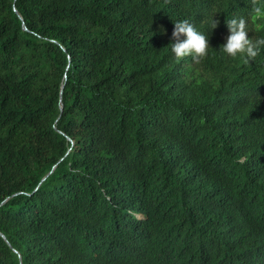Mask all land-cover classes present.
Masks as SVG:
<instances>
[{"label": "trees", "instance_id": "obj_1", "mask_svg": "<svg viewBox=\"0 0 264 264\" xmlns=\"http://www.w3.org/2000/svg\"><path fill=\"white\" fill-rule=\"evenodd\" d=\"M250 8L0 0V264H264V50L219 49Z\"/></svg>", "mask_w": 264, "mask_h": 264}, {"label": "clouds", "instance_id": "obj_2", "mask_svg": "<svg viewBox=\"0 0 264 264\" xmlns=\"http://www.w3.org/2000/svg\"><path fill=\"white\" fill-rule=\"evenodd\" d=\"M258 19H264V0H251L247 18L240 15L227 19L229 34L219 49L231 57L256 58L264 50V35L250 37L249 31L253 28L249 26V22ZM217 24L218 20L211 17L210 28H215ZM256 31H264V28L257 27ZM172 37L174 42L171 43V52L176 58L191 56L193 59H199L207 56L210 48L207 35L191 21H175Z\"/></svg>", "mask_w": 264, "mask_h": 264}]
</instances>
